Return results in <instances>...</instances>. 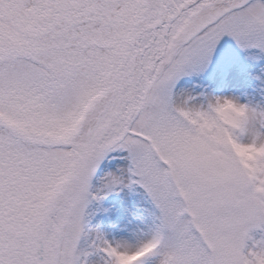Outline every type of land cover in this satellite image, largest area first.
<instances>
[{"label":"snow or ice","instance_id":"obj_1","mask_svg":"<svg viewBox=\"0 0 264 264\" xmlns=\"http://www.w3.org/2000/svg\"><path fill=\"white\" fill-rule=\"evenodd\" d=\"M225 37L264 59V0H0V264H264V107L177 90Z\"/></svg>","mask_w":264,"mask_h":264},{"label":"rangeland","instance_id":"obj_2","mask_svg":"<svg viewBox=\"0 0 264 264\" xmlns=\"http://www.w3.org/2000/svg\"><path fill=\"white\" fill-rule=\"evenodd\" d=\"M247 55L230 38L225 37L207 72L181 80L177 90L194 88L197 93L208 90L215 95L235 96L241 103L264 107V59L251 61ZM103 168L115 170L107 162L102 165ZM98 187L94 182L93 190ZM151 210L152 205L142 189L115 191L89 205L86 210L88 228L117 241L146 218Z\"/></svg>","mask_w":264,"mask_h":264}]
</instances>
